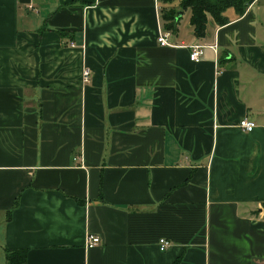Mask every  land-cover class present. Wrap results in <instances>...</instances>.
Here are the masks:
<instances>
[{
    "label": "crops",
    "instance_id": "1",
    "mask_svg": "<svg viewBox=\"0 0 264 264\" xmlns=\"http://www.w3.org/2000/svg\"><path fill=\"white\" fill-rule=\"evenodd\" d=\"M177 5L0 0V264H264V0Z\"/></svg>",
    "mask_w": 264,
    "mask_h": 264
},
{
    "label": "trees",
    "instance_id": "2",
    "mask_svg": "<svg viewBox=\"0 0 264 264\" xmlns=\"http://www.w3.org/2000/svg\"><path fill=\"white\" fill-rule=\"evenodd\" d=\"M168 2L169 0H164ZM248 0H178L176 8L168 6L160 9V16L163 22V27L175 33L177 31V22L179 10L189 9L190 18L189 23L192 27L194 36L202 37L205 33L207 16L210 15L217 24H224L227 22L223 12L228 7H232L236 14L241 15ZM60 34L63 35L61 32ZM17 205L15 201L14 206ZM261 211L264 217V202L261 204ZM256 213V211H254ZM11 212L7 213L8 220ZM5 264H26L27 249H9L4 247ZM178 259L173 262L176 264Z\"/></svg>",
    "mask_w": 264,
    "mask_h": 264
},
{
    "label": "built area",
    "instance_id": "3",
    "mask_svg": "<svg viewBox=\"0 0 264 264\" xmlns=\"http://www.w3.org/2000/svg\"><path fill=\"white\" fill-rule=\"evenodd\" d=\"M168 35H169V31L160 30V32L158 33V36H157L158 44L162 45V46H176L167 40ZM188 47L190 48L189 58L192 61H198L200 55L202 54V46L192 45V46H188ZM82 80L84 82H87L89 80V70L88 69H83ZM236 127L240 128L243 131L248 132V131H251L254 129L255 123H254V121L249 120L246 117H243L236 123ZM100 243H101V238L96 234H87L85 236L84 244H85L86 248H92L94 246H97ZM169 244H170L169 240L164 238V237H160L158 239V248L161 251L166 250L168 248Z\"/></svg>",
    "mask_w": 264,
    "mask_h": 264
}]
</instances>
